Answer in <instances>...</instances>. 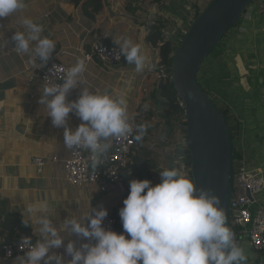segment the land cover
I'll use <instances>...</instances> for the list:
<instances>
[{"label":"crops","instance_id":"0c3cea01","mask_svg":"<svg viewBox=\"0 0 264 264\" xmlns=\"http://www.w3.org/2000/svg\"><path fill=\"white\" fill-rule=\"evenodd\" d=\"M71 1L25 0L23 10L0 19V210L9 213L10 218L20 215L22 220L27 216L28 204L47 201L53 222L60 227L63 219L71 214L84 223V217L91 209L102 206L119 219L116 232L122 233L119 213L129 194L131 180H143L150 175L155 185L161 182L163 168L188 170L185 146L178 142L173 121L170 126L168 122L157 121H163L157 117L159 125L152 124L154 129L146 131L143 140L138 141V155L130 160L121 184L110 187L105 194H99L94 186H72L64 168V161L71 155V149L64 144V128L53 126L49 110L39 103L44 87L40 76L48 62L40 64L32 53L13 51L11 37L16 31H24L19 23L22 17L31 18L43 26L41 35L55 42L54 62L72 67L78 58H88L83 82L67 98L69 102L79 98L81 88L123 95L129 117L142 122L148 115L147 122H151L156 119V114L147 95L152 97L160 84L157 73L160 49L151 48L152 44L146 39L149 26L164 22L168 36L162 46L167 48L172 27L184 24V29L187 23L190 24V7L194 0H163L157 5H148L143 0H102L103 9L94 19L85 15L81 6H73ZM261 3L264 0H255L240 24L226 35L212 54L207 77L211 88L204 90L216 106L229 110L231 125L238 128L234 142L239 154L236 165L243 159L248 167L264 175V14ZM96 35L106 37L113 47H118L114 38H130L139 43L146 56L145 69L137 73L135 65L126 60L121 65L109 67L92 56L91 44ZM81 122L74 113L69 114L68 126L76 128ZM34 158L46 162L41 172L33 165ZM145 165L149 169L146 177H138ZM256 201L252 212L260 207L264 212V192L256 197ZM17 231L24 232L33 243L40 238L39 225L34 219L31 226L22 223L20 229L12 232L0 228V255L8 237L12 241ZM61 235L70 238L66 230H62ZM242 247L248 257L247 264H264V251L257 252L247 242ZM58 251L63 253L64 250ZM21 257L16 255L6 259L3 254L0 264H21Z\"/></svg>","mask_w":264,"mask_h":264},{"label":"clouds","instance_id":"9594fccd","mask_svg":"<svg viewBox=\"0 0 264 264\" xmlns=\"http://www.w3.org/2000/svg\"><path fill=\"white\" fill-rule=\"evenodd\" d=\"M25 6V0H0V19ZM19 23L24 31H16L11 37L13 51L32 53L46 64L55 51V42L42 36L43 26L31 18L22 17ZM114 44L119 49L115 59L123 56L128 64L135 65L137 73L145 69L146 56L139 43L114 38ZM86 59L78 58L62 83H45L39 103L49 110L53 126L64 128L65 146L89 151L95 169L106 158L112 138L135 133L134 139L142 141L148 126L142 123L133 127L123 95L81 88L78 99L67 100L70 90L83 82ZM70 113L82 121L76 128L68 126ZM160 177L161 182L155 185L149 179L130 181L119 213L122 233L103 226L109 213L102 206L91 209L84 223L71 214L57 227L47 201L28 204L22 223L31 226L34 219L40 238L20 258L21 264H247L244 248L227 225L222 198L198 187L176 167L163 168ZM62 230L70 238L62 236ZM73 236L76 239H71ZM61 248L63 253L58 251Z\"/></svg>","mask_w":264,"mask_h":264},{"label":"water","instance_id":"95a60500","mask_svg":"<svg viewBox=\"0 0 264 264\" xmlns=\"http://www.w3.org/2000/svg\"><path fill=\"white\" fill-rule=\"evenodd\" d=\"M255 0H212L194 14L180 44L172 53L171 84L185 111L191 179L198 187L212 190L222 198L228 225V204L232 191L234 142L229 123L199 82L208 58L226 35L237 27ZM191 94V95H190ZM0 228L12 232L22 227L20 215L14 218L0 210ZM11 243V237L7 244Z\"/></svg>","mask_w":264,"mask_h":264},{"label":"built area","instance_id":"2783aa9c","mask_svg":"<svg viewBox=\"0 0 264 264\" xmlns=\"http://www.w3.org/2000/svg\"><path fill=\"white\" fill-rule=\"evenodd\" d=\"M260 9L264 14V3H261ZM0 29H2L1 25ZM153 47L151 45V48ZM118 51V47L107 45V38L103 36L96 35L91 44L92 56L99 58L109 67L121 65L126 60L123 56L119 60L115 59ZM69 68L59 62L52 63L40 76L43 85L45 83H62V79ZM157 73L160 78L168 77L171 79V67L158 66ZM77 88L70 90L67 98L75 93ZM177 118L183 123L178 124L176 134L184 131L187 145V126L185 125L187 124V119L185 115ZM130 123L135 128L137 119L130 117ZM134 135L135 133L115 138L103 163L95 169L91 167L89 151L82 148H71L70 157L64 161L68 182L75 187L94 186L99 194H105L110 187L124 182L130 160L138 155V141L134 139ZM33 165L37 166L41 172V168L46 165V162L42 159L34 158ZM231 183L232 191L228 204V226L235 233L236 240L241 246L247 242L257 252H263L264 212L260 207L253 213L251 208L253 204L257 203L256 197L264 192V175L261 171L248 167L245 160L241 159V164L236 165L232 174ZM119 223V219L116 216L108 214L103 226L116 231ZM33 244L29 236L24 232L17 231L11 243L2 247L4 258L11 259L16 255L23 256ZM9 251L11 255H9Z\"/></svg>","mask_w":264,"mask_h":264},{"label":"trees","instance_id":"16d2710c","mask_svg":"<svg viewBox=\"0 0 264 264\" xmlns=\"http://www.w3.org/2000/svg\"><path fill=\"white\" fill-rule=\"evenodd\" d=\"M163 0H143V3H146L148 5H157L160 4ZM212 0H206L203 4L200 3L201 11L205 9V7L208 6V4ZM71 3L73 6H81L85 10V15L88 17L94 19L96 15L100 14L103 9V2L102 0H72ZM199 9V8H198ZM194 19V17H193ZM192 19V20H193ZM191 20V22H192ZM168 36V31L166 30L164 22H155L149 26V32L146 37L147 41L151 43L153 46L158 47L160 50V61L158 63L159 66H165V67H171L172 64V53L176 49V47H173L168 44L167 48L163 47V43L165 42L166 37ZM107 45H109L107 43ZM179 45V42H178ZM110 46V45H109ZM57 54V47L55 48V51L48 61V66H50L52 63H54V56ZM212 56V55H211ZM40 64L42 63L39 58L36 60ZM171 79L168 77H161L160 78V84L156 90V92L153 94L152 97H147L149 100H152V105L154 107L155 114L158 118L164 120L165 122H168V124L171 126V118L173 117H181L185 115L184 109L181 106L180 101L177 98V94L175 93L173 86L171 84ZM200 82V81H199ZM218 107V105H217ZM221 114L225 117L226 121L229 123L231 131H232V138L233 142H235L237 135H238V128L235 127V125H231V117L229 115V110L224 109L221 107H218ZM141 124L140 121L137 122V125ZM187 126V124H185ZM189 149V148H188ZM140 158V157H139ZM239 158V154L237 153L236 147L234 145V158H233V173L236 167V161ZM144 163H146V160H142ZM189 163L188 170L186 169L185 175L189 178H191V169H190V153L186 157L185 162ZM184 165V164H183ZM183 168V167H182ZM138 177H146L149 169L145 165L142 170H140ZM151 180L152 177L149 175L148 178ZM3 256V253H1L0 257Z\"/></svg>","mask_w":264,"mask_h":264},{"label":"rangeland","instance_id":"374dc122","mask_svg":"<svg viewBox=\"0 0 264 264\" xmlns=\"http://www.w3.org/2000/svg\"><path fill=\"white\" fill-rule=\"evenodd\" d=\"M205 1L206 0H194L193 2H192V5H191V7H190V9H191V16H192V18L190 19V21L189 22H191V20L193 19V17H194V12H197L198 10H200L201 11V9H200V7H201V5H200V3L202 2L203 4L205 3ZM199 8V9H198ZM206 8V7H205ZM164 21H167V22H169V23H172L170 20H165L164 19ZM174 25V24H173ZM189 23H187L186 24V27L184 28L185 29V31L186 30H188V28H189ZM181 27H179V26H173L172 27V34H169V36H170V45H172V46H174V47H177V45H178V41H179V31H181V32H183L184 31V29H183V26H185L184 24H181L180 25ZM179 44H180V42H179ZM179 46V45H178ZM215 52V51H214ZM212 56H210L209 58H208V60L205 62V64H204V66H203V68H202V71H201V73H200V75H199V81H200V83H201V85H202V87L205 89V90H209L210 88H211V83H210V78H208L207 79V77H208V73H209V69H210V66H211V63H212V58H211ZM206 79H207V81H206ZM209 83V84H208ZM148 115H146V118H142V122L141 123H143V124H146L148 127H147V131L148 132H151V131H149V130H153L154 128L153 127H151V125L152 124H154V126H158L159 124H158V122H156V120H157V116H155V118L156 119H149V120H151V122H147L148 121ZM170 120H172L171 122H172V125H173V128H174V130H175V134H176V128H177V126H178V124H182L183 122H181V120L180 119H178L177 117H173V118H171ZM157 121H159L160 123L161 122H165L164 120L163 121H161V120H157ZM170 130V129H169ZM184 130V129H183ZM168 131V130H167ZM178 137L180 138V139H178V142H180V144H182V146H185V154L188 156L189 155V149L187 148V146H186V141H185V133H184V131H182V132H180L179 134H178ZM183 158V157H182ZM188 162V161H187ZM142 164L143 163H141V165L139 166L140 168H141V166H142ZM128 196V195H127Z\"/></svg>","mask_w":264,"mask_h":264}]
</instances>
